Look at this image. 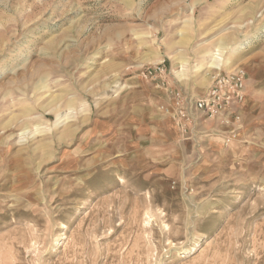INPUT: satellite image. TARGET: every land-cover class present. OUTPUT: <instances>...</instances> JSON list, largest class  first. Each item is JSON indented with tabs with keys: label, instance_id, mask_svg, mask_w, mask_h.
Here are the masks:
<instances>
[{
	"label": "rangeland",
	"instance_id": "374dc122",
	"mask_svg": "<svg viewBox=\"0 0 264 264\" xmlns=\"http://www.w3.org/2000/svg\"><path fill=\"white\" fill-rule=\"evenodd\" d=\"M0 264H264V0H0Z\"/></svg>",
	"mask_w": 264,
	"mask_h": 264
},
{
	"label": "built area",
	"instance_id": "2783aa9c",
	"mask_svg": "<svg viewBox=\"0 0 264 264\" xmlns=\"http://www.w3.org/2000/svg\"><path fill=\"white\" fill-rule=\"evenodd\" d=\"M162 73L158 67L146 68L143 72L145 76H152ZM245 72L239 67H234L226 73H217L212 77L209 87L199 97L188 98L184 94L177 92V109L174 118L177 125L186 124L191 119V111H197L208 118H224L228 122L227 114L234 110L244 100ZM235 119L238 120V116Z\"/></svg>",
	"mask_w": 264,
	"mask_h": 264
},
{
	"label": "bare ground",
	"instance_id": "6f19581e",
	"mask_svg": "<svg viewBox=\"0 0 264 264\" xmlns=\"http://www.w3.org/2000/svg\"><path fill=\"white\" fill-rule=\"evenodd\" d=\"M219 50V49H218ZM215 51L216 53H214L213 55H212V64H213V66L216 68V67H218V64L220 63V62H222V59H221V56H220V53H219V51Z\"/></svg>",
	"mask_w": 264,
	"mask_h": 264
}]
</instances>
